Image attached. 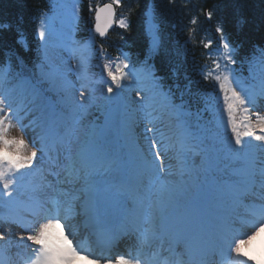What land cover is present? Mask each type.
Segmentation results:
<instances>
[{
    "label": "snow or ice",
    "instance_id": "snow-or-ice-1",
    "mask_svg": "<svg viewBox=\"0 0 264 264\" xmlns=\"http://www.w3.org/2000/svg\"><path fill=\"white\" fill-rule=\"evenodd\" d=\"M121 6L122 0H110L102 5L89 0L88 11L94 14L91 30L101 38L114 25L126 30L127 19L117 15ZM79 13V6L72 4L73 29ZM153 13L154 8L149 12L154 19ZM205 16L211 20L213 11L208 10ZM191 23L195 25L196 18ZM149 30L150 52H156L160 46L158 29L151 25ZM215 31L221 51L214 59L209 53L212 66L203 73V80L212 82L222 100L216 127H223V138L200 123L199 111L194 122L193 113L183 102H174L170 89L164 90L162 78L151 67L137 69L127 56L124 59L118 56L114 62L106 56L102 44L99 95L84 83L76 89L60 67V49H67L73 55L79 53L77 67L83 68L88 44L71 39V30L62 44H53L46 20L40 22L36 29L40 54L34 70L27 75L21 71L15 76L5 73L7 79L0 77V206L10 209L25 204L26 198L25 206L36 217L26 229L27 234L18 236V242L25 244L30 253L25 264H79L80 261L142 264L137 257L118 256L103 262L93 258L81 250L67 225L68 216L82 214L94 229H104L103 218L108 209L93 189L92 177L108 174L121 177L115 195L123 197L118 201L123 235L143 243L145 232L150 231L154 239L167 243L170 250H174L173 245L181 247L183 255L178 264H257L245 249L264 232V199L243 204L242 197L257 185L264 192V114L254 110L255 89L246 87L245 80L232 67L237 59L223 26H217ZM21 40L17 43L27 52ZM212 43L208 40L202 45L209 49ZM249 67L253 74L259 69L258 94L264 97V50L257 59L249 61ZM145 80L150 89L143 87ZM51 93L59 99L53 100ZM155 96L162 98V110L155 105ZM98 101L112 106L111 110L120 117L121 139L130 149L127 154H121L108 142L103 130L87 121L89 107ZM212 107L209 101L204 111ZM140 119L147 121L140 134L146 148L139 146L140 138L134 131ZM157 120L160 126L155 123ZM13 122L22 133L32 130L31 147L24 135L9 136ZM170 151L174 157L169 156ZM193 156L212 158L214 165L210 170L217 174L211 199L197 204H189L185 199L190 188L196 186L199 175L194 174L190 163ZM43 157L51 164L48 175L56 180L63 177L68 184H81L77 191L86 195L61 193L68 197L66 206L59 198L51 199L47 190L54 187V182L44 178L33 183L32 179L39 171L35 166ZM172 158L177 161L175 171ZM173 176L177 178L170 179ZM241 205L243 213L237 210ZM0 219L9 225L17 223L10 215ZM0 242L10 244L9 233L0 230ZM261 245L264 247V239ZM0 264L15 262L11 256L0 255Z\"/></svg>",
    "mask_w": 264,
    "mask_h": 264
},
{
    "label": "trees",
    "instance_id": "trees-1",
    "mask_svg": "<svg viewBox=\"0 0 264 264\" xmlns=\"http://www.w3.org/2000/svg\"><path fill=\"white\" fill-rule=\"evenodd\" d=\"M88 3L89 0H82L77 36L81 42L94 40L89 71L97 72L102 44L107 54L127 56L132 65L151 67L190 108L191 100H202L199 69L208 61L202 42L210 37L219 42L217 26H223L226 38L236 48L247 51L264 42V0H122L119 16L127 19L129 27H117L107 41L100 40L91 30L93 13L88 11ZM153 8L154 19L149 15ZM207 10L213 11L211 20L205 16ZM48 11L49 0H0V70L8 62L14 71L26 75L34 70L40 54L36 29ZM193 18L197 20L195 25L191 23ZM151 25L158 29L160 46L156 52H150ZM19 38L27 52L17 43Z\"/></svg>",
    "mask_w": 264,
    "mask_h": 264
},
{
    "label": "rangeland",
    "instance_id": "rangeland-1",
    "mask_svg": "<svg viewBox=\"0 0 264 264\" xmlns=\"http://www.w3.org/2000/svg\"><path fill=\"white\" fill-rule=\"evenodd\" d=\"M72 4H77L79 6V0H52V5L54 8V11H53V14H50L47 17V24L52 31V42H53V44H62L66 39L69 38L70 30L72 31L71 39L74 40V33H75L76 27L74 29L72 28V22H71V5ZM60 51H61V57H60V61H59L60 67L63 68L64 70H66L71 75L73 81L76 84L77 89H80L81 84L86 82V79L82 78V77H84L85 64H84L83 68L77 67V61L79 59V53L73 55L70 53L69 50L63 49V48H61ZM87 55H88V51L86 50L85 57H87ZM71 68H76V70L71 71L70 70ZM97 92H98V90H97ZM105 106H103V109H102V111H104V113H106L107 107L109 105L106 104ZM13 123H14V126L11 128V130L14 134H17L21 131L20 127L18 125H16L15 122H13ZM146 123H147L146 120H143V119L138 120L134 131H137V130L141 131V134H142L144 131V126ZM92 126H94L97 129H100V122L96 119L95 122L92 124ZM28 130H30V129H28ZM25 133H26V136L28 138V135L30 132L27 131ZM142 144L145 147L147 146L146 141L145 142L143 141ZM38 157H39V155H38ZM171 163L173 165V171H175L176 163H174L173 160H171ZM46 165H48V164L46 162H44L43 159L40 158L35 167L41 168L42 171L44 173H46V168H45ZM194 170H195L194 174H196V169H194ZM40 176L42 179L46 178L48 181L53 182V180L51 178L47 177L46 174L40 175ZM117 176L118 175H116V174H108V175L100 176V179L103 177H106V179H103V180L113 179ZM176 178L177 177H175V176L170 177V179H176ZM199 187L200 186L198 184V181H196V186L193 188H190V190L185 194L186 201H188L189 198H191V196H194V199H196L195 197L200 191ZM73 188L80 189L81 184H78V183L68 184V183H65L64 180L62 179L61 181H59L57 183V188H56L55 192L60 194V198H62L63 196L61 195V193H64L68 189H73ZM62 199L63 200L66 199V201L64 202V204L66 206L67 201H68L67 196H64ZM252 202L258 203L259 200L257 198H253L250 200V203H252ZM26 203L27 202H26V198H25V204ZM76 203L78 204V202H76ZM25 204H21V205L25 206ZM239 212H241V213L244 212L243 206L239 208ZM1 230L5 231L6 233H9V238H11L14 234H17V235H21V234L26 235L27 234L25 232H19L16 230H12L11 226H9V225H5V228H2ZM262 239H264V232H262L260 234V236H258L257 239L252 242L251 245L246 247L245 251H246L247 255L251 256L252 254H255L259 251V249H260L259 246L261 245ZM261 247H262V245H261ZM262 248H264V247H262ZM256 261L260 262V264H264V258L263 257L258 259V260L256 259Z\"/></svg>",
    "mask_w": 264,
    "mask_h": 264
},
{
    "label": "water",
    "instance_id": "water-1",
    "mask_svg": "<svg viewBox=\"0 0 264 264\" xmlns=\"http://www.w3.org/2000/svg\"><path fill=\"white\" fill-rule=\"evenodd\" d=\"M119 120H120V117L113 111L111 116L108 118V123L105 127V130H107L108 124H110V129H108L107 132H109V130H112L115 134H117L119 131V127H120Z\"/></svg>",
    "mask_w": 264,
    "mask_h": 264
},
{
    "label": "bare ground",
    "instance_id": "bare-ground-1",
    "mask_svg": "<svg viewBox=\"0 0 264 264\" xmlns=\"http://www.w3.org/2000/svg\"><path fill=\"white\" fill-rule=\"evenodd\" d=\"M51 190H52V189H51ZM51 190H47V191L49 192V191H51ZM95 191H96V190H95ZM48 195H49V197H52V198L54 197L52 194H48ZM31 214H32V213H31ZM114 215L117 216V212H114ZM32 216H33V215H32ZM29 220H31V219H29ZM166 246H167V245H166ZM81 249H84V247H81Z\"/></svg>",
    "mask_w": 264,
    "mask_h": 264
}]
</instances>
